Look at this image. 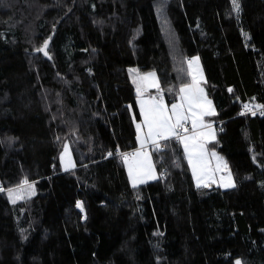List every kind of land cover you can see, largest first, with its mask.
Here are the masks:
<instances>
[{"label": "trees", "instance_id": "obj_1", "mask_svg": "<svg viewBox=\"0 0 264 264\" xmlns=\"http://www.w3.org/2000/svg\"><path fill=\"white\" fill-rule=\"evenodd\" d=\"M194 56L235 187H196L174 139L152 151L158 179L132 185L130 73L155 71L172 105ZM248 104L264 107V0H0V264H264V114Z\"/></svg>", "mask_w": 264, "mask_h": 264}, {"label": "crops", "instance_id": "obj_2", "mask_svg": "<svg viewBox=\"0 0 264 264\" xmlns=\"http://www.w3.org/2000/svg\"><path fill=\"white\" fill-rule=\"evenodd\" d=\"M187 67L191 82L180 89L179 99L172 105H168L163 95L151 92L160 86L155 71L130 73L136 90L146 93L135 100L139 113V119L134 120L139 149L137 153L152 154L164 141L174 139L183 149L196 187H220L223 190L234 188L231 171L225 170L219 154L207 147V144L217 139V127L207 120L217 109L203 87L206 76L200 58L194 56L187 59ZM193 82L197 83V87H194ZM179 132H182L180 137L177 136ZM143 149L146 152H142ZM134 156L129 157L128 164L139 170L144 164L148 166L146 156ZM125 166L128 173L129 167Z\"/></svg>", "mask_w": 264, "mask_h": 264}, {"label": "rangeland", "instance_id": "obj_3", "mask_svg": "<svg viewBox=\"0 0 264 264\" xmlns=\"http://www.w3.org/2000/svg\"><path fill=\"white\" fill-rule=\"evenodd\" d=\"M248 105H251V104H248ZM141 155L146 156L145 158L149 160V164L148 166L144 164L143 166L140 167V170L128 164V162H130L129 157L123 160L124 164L127 165V167H129L130 172L128 171V173L130 176V180L132 182V185H135V186L158 179V172L155 168L154 161H152L153 160L152 154L149 152L146 154L138 152L136 153L134 157L136 156L139 157ZM60 160H61L63 171H69L74 168V159L72 157L69 144L65 145L60 155ZM133 160H135V158ZM34 192H35V188L33 185H26L23 187L10 190L7 192V194H8L10 201L14 203V202H17V201H20V200H23V199H26L32 196ZM236 264H241V263L237 262Z\"/></svg>", "mask_w": 264, "mask_h": 264}, {"label": "built area", "instance_id": "obj_4", "mask_svg": "<svg viewBox=\"0 0 264 264\" xmlns=\"http://www.w3.org/2000/svg\"><path fill=\"white\" fill-rule=\"evenodd\" d=\"M264 114V107L262 106H253V105H246L242 111L241 114L242 115H247V114ZM178 137L182 136V132H179ZM137 151H139V149H134L128 152H123V153H119V155L121 156V158H125V157H133ZM142 152H146V150H142Z\"/></svg>", "mask_w": 264, "mask_h": 264}, {"label": "water", "instance_id": "obj_5", "mask_svg": "<svg viewBox=\"0 0 264 264\" xmlns=\"http://www.w3.org/2000/svg\"><path fill=\"white\" fill-rule=\"evenodd\" d=\"M50 43H51V38H48L41 48V53L47 58H49L48 48H49ZM193 85H194V87H197V83L193 82ZM134 94L136 97H141V96L146 95L145 92H142L139 90H135Z\"/></svg>", "mask_w": 264, "mask_h": 264}]
</instances>
